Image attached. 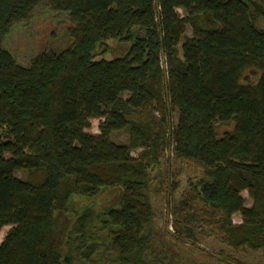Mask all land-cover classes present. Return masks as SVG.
Here are the masks:
<instances>
[{
  "label": "trees",
  "instance_id": "trees-1",
  "mask_svg": "<svg viewBox=\"0 0 264 264\" xmlns=\"http://www.w3.org/2000/svg\"><path fill=\"white\" fill-rule=\"evenodd\" d=\"M42 2L68 17L72 43L23 66L2 42ZM111 43L129 49L105 59ZM164 74L178 113L166 148L202 169V214L226 246L264 255V0H0V232L13 226L0 264H72L77 253L85 264L101 254L97 220L115 264H155L145 228L149 172L165 150L152 114L166 111ZM92 119L99 135L86 132ZM126 128L129 144L114 143ZM115 189L117 204L75 218L64 238L75 253L64 254L56 217L75 198Z\"/></svg>",
  "mask_w": 264,
  "mask_h": 264
},
{
  "label": "rangeland",
  "instance_id": "rangeland-1",
  "mask_svg": "<svg viewBox=\"0 0 264 264\" xmlns=\"http://www.w3.org/2000/svg\"><path fill=\"white\" fill-rule=\"evenodd\" d=\"M178 12L184 16L182 10ZM71 27L72 24L65 14L57 13L50 4L42 2L28 18L13 24L10 32L4 37L2 46L19 64L29 66L40 53L59 52L71 45L72 40L69 34ZM184 36L193 37L189 26ZM108 45L110 46H104L108 53L101 54L108 60L124 55L129 49V44L111 43ZM101 50L98 53L102 52ZM164 61L162 56L161 65L164 69L162 70L166 72ZM250 78L255 80L254 76ZM162 82L166 111L162 114L158 110H153L152 114L157 122L163 123L160 130L164 131L165 150L158 164L149 172L150 185L147 193L152 205V218L145 228L150 239L152 255L156 256L155 264H264V255L261 251H252L248 248L236 251L223 244L218 226H215L216 220L210 221L202 214L203 205L194 195V184L201 178L202 169L193 163L175 158L172 148H166L177 124L178 113L171 104L166 90L168 75L162 76ZM128 96V94L124 95L125 98ZM101 121L92 119L91 126L86 132L99 135ZM225 129L227 128L220 130V133ZM130 136L129 129L126 128L112 132L111 139L116 144L128 145ZM141 151V149H136L131 154L137 158ZM16 176L24 179L26 173L17 172ZM241 196L246 200V207H251L252 200L247 191L242 192ZM119 199L120 191L117 189L106 190L94 198L73 199L69 212L56 217L55 231L63 253L73 257L75 253L72 248L73 243L70 241L67 244L64 238L74 225L75 218L86 207L100 211L117 204ZM184 202L188 206L185 211L183 210L186 207ZM233 222L236 224L242 222L240 213L233 215ZM100 226V221L97 220L91 225V229L99 239L97 249L101 254L97 252L95 256L86 260L85 264H115L113 252L107 248V229H101ZM12 228L13 226H5L1 230L0 244ZM87 233L91 234V231L88 230ZM86 246H82V249ZM81 257L82 255L77 253L72 264H83L82 260H79Z\"/></svg>",
  "mask_w": 264,
  "mask_h": 264
},
{
  "label": "built area",
  "instance_id": "built-area-1",
  "mask_svg": "<svg viewBox=\"0 0 264 264\" xmlns=\"http://www.w3.org/2000/svg\"><path fill=\"white\" fill-rule=\"evenodd\" d=\"M165 66H166V64H165Z\"/></svg>",
  "mask_w": 264,
  "mask_h": 264
}]
</instances>
